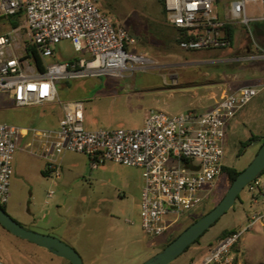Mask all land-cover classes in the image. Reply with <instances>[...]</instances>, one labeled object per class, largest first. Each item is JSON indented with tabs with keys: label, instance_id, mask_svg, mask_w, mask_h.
<instances>
[{
	"label": "rangeland",
	"instance_id": "1",
	"mask_svg": "<svg viewBox=\"0 0 264 264\" xmlns=\"http://www.w3.org/2000/svg\"><path fill=\"white\" fill-rule=\"evenodd\" d=\"M231 1L215 0L214 12L224 9ZM100 7L111 21L136 38L137 44L129 47L128 52L146 53L156 63V67L147 71L132 73L129 70L124 75L147 76L156 87L139 92L141 78L137 80L134 94L119 98L117 91L124 88L125 82L110 83L107 75L60 80L57 85L60 100H81L86 109V124L92 125L94 130L139 129L150 109L168 114L200 110L208 106V102L203 101L207 97L219 101L225 94L241 87L264 83L260 79L264 76V61H236L239 56H244L248 42L237 52L229 48L187 52L175 47L168 28L163 25L166 14L158 0H101ZM248 12L258 16L264 13V6H249ZM249 27L252 28L253 23ZM21 34L26 47L28 41L24 27ZM78 56L80 54L72 43L63 40L54 48V55L46 60L63 63ZM130 97L133 101L125 103L124 99ZM5 98L6 95L0 92V107ZM4 122L29 125L24 110L19 109L0 111V123ZM253 136L257 139L240 154L242 144ZM263 138L264 89L228 127L224 166L244 171L260 151ZM31 159L29 155H23L18 166L14 160L10 199L2 206L28 230L32 228L36 230L34 232L45 234L53 226L52 235H45L56 237L74 248L84 264L145 263L164 250L171 238L180 236L194 220L213 210L231 186L227 176L221 174L214 186L203 193L199 205L181 218L167 217L168 222L177 221L167 233L152 236L142 228L141 170L113 162L93 168L87 156L72 153L69 154L72 166L61 169L62 177L56 180L44 178L38 168L30 164ZM261 178L264 179V174ZM32 188L34 195L30 194ZM52 189L54 198L46 204V194ZM30 214L37 217L32 226L26 223ZM44 218L49 219V225ZM256 218V223L239 241L234 256L237 264H264V202L254 204L247 188L241 192L233 208L171 264L200 263L218 243L224 230L247 228ZM0 264L71 263L14 236L0 224Z\"/></svg>",
	"mask_w": 264,
	"mask_h": 264
},
{
	"label": "built area",
	"instance_id": "2",
	"mask_svg": "<svg viewBox=\"0 0 264 264\" xmlns=\"http://www.w3.org/2000/svg\"><path fill=\"white\" fill-rule=\"evenodd\" d=\"M167 21L176 28L189 30L196 38L182 40L183 51L228 49L226 24L249 27L264 21L248 12L249 6H264V0H235L229 19L214 12L215 0H164ZM101 0H0V15L13 17L24 13L28 42L37 46L43 59L54 55L63 40L70 41L80 54L74 61L47 64L44 74L31 72L28 60L12 56L13 33L0 35V92L12 96L18 108L58 102L63 115L57 129L20 127L0 123V205L8 203L13 162L21 138L31 135L27 148L47 162V171L59 179L61 158L78 153L98 168L106 162L142 171L141 219L143 230L161 236L202 201L222 173L225 140L230 122L264 89V85L245 86L221 97L207 111L189 110L177 115L152 110L142 128L135 130H87L85 110L80 101L59 99L60 80H77L110 75L123 77L126 71H147L156 67L146 53L132 54L137 44L126 29L102 12ZM253 50L238 62L264 61V47L252 40ZM131 66V67H130ZM36 148V150H35ZM254 204L264 202V179L257 177L246 187ZM52 189L46 204L54 198ZM240 229L218 242L198 264H234V248L244 233L256 223Z\"/></svg>",
	"mask_w": 264,
	"mask_h": 264
},
{
	"label": "crops",
	"instance_id": "3",
	"mask_svg": "<svg viewBox=\"0 0 264 264\" xmlns=\"http://www.w3.org/2000/svg\"><path fill=\"white\" fill-rule=\"evenodd\" d=\"M233 1H235V0H233ZM233 1L226 4L224 9H222L220 11H218V10L215 11V14L219 17V19L224 20V21L229 19L230 5ZM260 6H263V5H259L258 7H260ZM253 15H255V14H253ZM262 15H264V13H261L257 17H261ZM257 22H259V21L253 22V24H255ZM163 25H164V27H166V29L168 28L172 39H175L177 36V31L174 28V26L171 25L167 21V18L165 19V22L163 23ZM235 25L236 26L234 29V36H233V40H232V43H231V46L229 49L232 52H237L243 47L244 44H246L248 42L249 45L247 47H245V51H244V55H246L250 51L253 50L251 43H252L253 39L255 40V35L253 34L251 27H246V26L241 25V24H235ZM22 27H24V26H21L17 29L12 28V26L10 25V23L7 19H3L0 22V34H2V35L7 34V33H13L14 34L15 42H14L13 47H11V49H10V54L12 56L21 57L25 53V44L24 43L26 41L24 40V36L21 34V28ZM26 37H27V41H28L27 33H26ZM69 61H71V60H69ZM45 63L51 64L46 59H45ZM29 65L31 66V72H33L35 74H40L39 72L36 71V69L33 65H31L30 63H29ZM107 76L110 78L109 79L110 83L125 82L124 88H121L117 91L119 93L118 94L119 98H121L122 96H128V95L134 94L136 92L135 87L138 85L137 80L141 79V78H142L143 82H141V84H140L141 87L139 88V92H141V91L147 92V91L151 90L153 87H156V84L150 83L147 76H142V77L137 76V75H131V76L130 75H126V76L124 75L123 77H116V76H110V75H107ZM260 79L264 80V76H263V78H260ZM260 85H264V83H262V84L258 83L257 85H252V86H260ZM101 91H102V89H100L99 92H101ZM3 94L6 95V98L4 99L5 101H4L3 105L0 107V111L7 112L10 110H15V109L24 110V114L26 116V119L28 120L29 125L28 126L20 125V127H36V128H40V129H57L59 127L63 112H62L61 106L58 102L47 103V104H44L41 106H31V107L18 108L15 106L14 100L10 94H8V93H3ZM65 101H80V102H82L81 100H78V99H66L62 102H65ZM128 101H133V99L131 97L124 99L125 103H128ZM203 101L208 102V106H206V108H202V109L199 108L200 110H197V111L207 112V111L213 109L216 106V103L218 102V100L214 101V99H212V97H207ZM57 104L59 105L58 108L55 107V105H57ZM84 110H85V116H86L85 107H84ZM152 110H156V109H150V112ZM150 112H149V114H150ZM180 113H183V112H180ZM180 113H177V114H180ZM149 114L144 119L143 124L145 123V120L147 119ZM177 114H171V115H177ZM233 120L230 122L229 126H231V124L233 123ZM4 123H6V122H4ZM6 124H11V123H6ZM11 125H15V124H11ZM17 126H19V125H17ZM91 126L92 125H90V124H89V126L86 124V118H85V128L87 130L92 131L94 129H92ZM30 140H31V135L20 139V141L18 143V149H17V152L15 154V163L17 162V166H18L19 162H22L21 159H22L23 155H29L30 158H32L30 160V164H32L33 166L35 165L38 168V171L42 174V176L44 178L50 177V178L55 179L46 169L47 162L40 155H38L36 153H31L28 150L27 144L30 142ZM35 150H36V148H35ZM69 154H72V153H65L61 158V169L62 170L70 169V166H72L69 162ZM61 177H62V175H61ZM59 179H56V180H59ZM45 182L46 181L44 180L43 183H45ZM143 184H144V181H143ZM34 192H35V190L33 188L30 189L31 195H34ZM48 192H47V194H48ZM47 194H46V199H47ZM36 218L37 217L35 215L30 214L29 219L26 220L27 225L28 226L35 225ZM44 220H45L44 222L46 223V225H49L48 224L49 219L44 218ZM29 229L33 230L32 228H29ZM53 229H54L53 226L49 227V230H46L45 234L52 235L51 233H52ZM33 231H36V230H33Z\"/></svg>",
	"mask_w": 264,
	"mask_h": 264
},
{
	"label": "water",
	"instance_id": "4",
	"mask_svg": "<svg viewBox=\"0 0 264 264\" xmlns=\"http://www.w3.org/2000/svg\"><path fill=\"white\" fill-rule=\"evenodd\" d=\"M264 171V144L253 162L236 177L220 203L209 213L190 225L180 236L168 244L164 250L143 264H171L212 225H214L236 203L238 196L254 179ZM0 224L14 236L45 248L53 254L67 259L71 264H84L79 253L60 239L40 234L23 227L0 205Z\"/></svg>",
	"mask_w": 264,
	"mask_h": 264
},
{
	"label": "trees",
	"instance_id": "5",
	"mask_svg": "<svg viewBox=\"0 0 264 264\" xmlns=\"http://www.w3.org/2000/svg\"><path fill=\"white\" fill-rule=\"evenodd\" d=\"M160 4L163 5L164 7V13L166 14L167 17V12H166V8H165V1L164 0H158ZM103 12V11H102ZM104 13V12H103ZM3 19H7L10 23V25L12 26V28L17 29L19 27H21L22 22L24 21V13L20 12L18 13L16 16L13 17H4V16H0V22ZM235 24H226L223 28V32L225 34V36L231 41L233 40V36H234V29H235ZM177 31V36L173 41V44L175 45V47H179V44L182 40H187V39H191V38H196L193 33L189 30H183V29H179L174 27ZM252 31L253 34L255 35V40L258 41V43L264 47V22L263 21H259L255 24H253L252 27ZM2 35V34H0ZM180 48V47H179ZM206 51H210V50H206ZM197 52V51H196ZM24 60H28L29 63L31 65H33L36 69L37 72L44 74L47 71V64L45 63V59L42 58L40 51L38 50L37 46L30 44L29 42L27 43L26 47H25V54L23 56ZM77 58H73L71 59V61L76 60ZM257 139L256 136L251 137L247 142H244L242 145V150L240 152V154H242L247 146H250L253 141H255ZM263 144H264V138H263ZM239 154V155H240ZM227 176L230 185L233 183V181L236 179V177L240 174V171H238L235 168H231L228 166H223L222 168V173ZM264 174V171L259 175V177H262V175ZM239 197V196H238ZM3 207V206H2ZM3 209L6 211V209L3 207ZM196 220H194L195 222ZM236 232L235 229L233 230H224L218 237V242L222 241L223 239H225L226 237H228L229 235H231L232 233ZM177 237L175 238H171L168 242V244H170L172 241H174ZM238 245L234 248V251L237 249ZM238 260L237 258H235L234 264H237Z\"/></svg>",
	"mask_w": 264,
	"mask_h": 264
}]
</instances>
